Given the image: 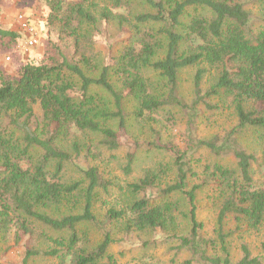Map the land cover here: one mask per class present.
<instances>
[{
  "label": "trees",
  "instance_id": "16d2710c",
  "mask_svg": "<svg viewBox=\"0 0 264 264\" xmlns=\"http://www.w3.org/2000/svg\"><path fill=\"white\" fill-rule=\"evenodd\" d=\"M31 1L46 9L40 61L26 62L17 77L0 70V247H21V264L38 257L118 264L110 252L115 229L123 236L165 232L178 214L189 224L172 235L177 254H187L182 264H263L245 245L233 261L224 227L229 220L255 230L264 223V190L252 177L258 157L238 139L250 131L264 141V0ZM1 25L0 44L22 39L21 30ZM188 68L196 72L186 100L178 76ZM207 69L217 76L203 89ZM213 101L229 102L235 123L200 138L197 121L202 111L218 110ZM161 113L178 129L179 144L127 139L131 117L156 122ZM123 147L126 176L140 149L171 161L127 184L129 201L98 218L96 195L112 184L89 161L108 153L112 164ZM200 151L235 168L202 163ZM68 167L78 180L64 181ZM207 186L219 192L212 236L196 218L197 193Z\"/></svg>",
  "mask_w": 264,
  "mask_h": 264
},
{
  "label": "rangeland",
  "instance_id": "374dc122",
  "mask_svg": "<svg viewBox=\"0 0 264 264\" xmlns=\"http://www.w3.org/2000/svg\"><path fill=\"white\" fill-rule=\"evenodd\" d=\"M0 21L1 26L11 29H19L16 22L18 15H23L26 19L31 16L35 24L33 30L37 33V47L27 45V32L14 46L9 48L0 44V70L10 76L17 77L18 70L26 62L37 63L40 61L42 50L38 46L47 33V28H43L42 22L46 18V9L39 3L31 0H0ZM256 10L255 7H253ZM40 16V17H39ZM44 41H42V44ZM196 68H188L182 70L178 76V90L184 99L188 100L192 95V80ZM217 72L207 69L202 80V88L206 89L211 86L216 79ZM217 104V101H213ZM217 111L206 112L202 111L200 118L197 121V133L200 138H209L212 135L218 134L229 129L235 123L233 109L229 102L225 104L218 103ZM131 109V108H130ZM129 109V110H130ZM156 122L137 121L132 117L127 122V139L138 142H152L159 136L162 142L173 141L180 143L178 129H173L165 120V114L161 113L155 116ZM239 141L247 149V151H256L258 164L252 167V177L255 185L259 189L264 190V141H257V135H253L250 131L239 136ZM253 141L262 142L261 145L252 149ZM126 147L121 148L116 159L112 164L107 163L108 153H104L102 160H90L89 166H95L103 174V177L110 181L112 186L108 193L98 191L94 204L93 211L99 218L104 210L111 204L117 207L124 206L129 201V195L125 191L127 184L136 181L143 177L146 173L154 170L158 163H169L171 158L163 152L155 149H140L137 152L136 159L132 166V172L126 176L122 171L125 163L124 155ZM201 154V155H199ZM198 156L201 157L202 163H219L222 166L235 168L234 162L229 159L218 160L211 156L208 152L200 151ZM85 167V164H79ZM65 182L76 181L79 179L74 169L67 168L64 175ZM177 196L172 198L176 200ZM219 192L214 186H207L201 189L196 196L197 221L202 223L203 233L212 236L216 230V215L218 208ZM189 224L178 214L173 215V222L169 228L158 232H145L143 234H132L123 236L120 231L115 229L113 238L116 240L110 248V252L117 259L118 264H182L187 258V254H177L176 239L172 236L183 235L188 230ZM224 231L230 234L228 238L229 252L233 261L240 257L241 245L247 246L253 256L262 259L264 264V252L262 245L264 244V223L257 229L249 228L247 225H237L232 220L227 221ZM12 243L2 245L0 247L3 255L0 257V264H21L23 249L21 247H12ZM28 264H58L56 260L49 258H34Z\"/></svg>",
  "mask_w": 264,
  "mask_h": 264
},
{
  "label": "built area",
  "instance_id": "2783aa9c",
  "mask_svg": "<svg viewBox=\"0 0 264 264\" xmlns=\"http://www.w3.org/2000/svg\"><path fill=\"white\" fill-rule=\"evenodd\" d=\"M16 22L19 25V29L22 32H27V45L34 46L37 43V33L34 32L33 26L28 22V20L23 15H18Z\"/></svg>",
  "mask_w": 264,
  "mask_h": 264
}]
</instances>
